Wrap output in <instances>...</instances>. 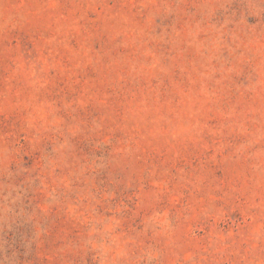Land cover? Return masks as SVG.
Instances as JSON below:
<instances>
[{
	"label": "rangeland",
	"instance_id": "374dc122",
	"mask_svg": "<svg viewBox=\"0 0 264 264\" xmlns=\"http://www.w3.org/2000/svg\"><path fill=\"white\" fill-rule=\"evenodd\" d=\"M0 264H264V0H0Z\"/></svg>",
	"mask_w": 264,
	"mask_h": 264
}]
</instances>
